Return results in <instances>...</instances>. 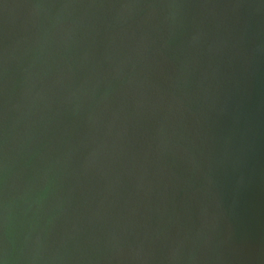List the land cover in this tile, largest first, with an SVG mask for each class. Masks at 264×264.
I'll return each instance as SVG.
<instances>
[{"label": "water", "instance_id": "obj_1", "mask_svg": "<svg viewBox=\"0 0 264 264\" xmlns=\"http://www.w3.org/2000/svg\"><path fill=\"white\" fill-rule=\"evenodd\" d=\"M0 264H264V0H0Z\"/></svg>", "mask_w": 264, "mask_h": 264}]
</instances>
